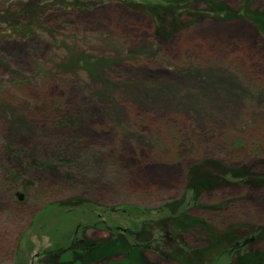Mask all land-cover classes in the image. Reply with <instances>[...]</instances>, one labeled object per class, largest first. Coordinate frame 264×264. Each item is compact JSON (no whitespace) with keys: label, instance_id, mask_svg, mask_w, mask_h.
<instances>
[{"label":"rangeland","instance_id":"374dc122","mask_svg":"<svg viewBox=\"0 0 264 264\" xmlns=\"http://www.w3.org/2000/svg\"><path fill=\"white\" fill-rule=\"evenodd\" d=\"M43 1L46 11L38 8ZM58 1L0 0V140L35 146L31 161L43 158L44 149L55 153L65 147L66 154L90 153L108 162L100 184L92 187L97 179L86 180L75 165L76 181L70 183L54 170L40 169L48 159L27 160L16 177L8 173L14 172L9 159L0 160L11 180V192L0 194V264L43 260L46 248H68L75 231L77 238L105 239L108 232L95 223L129 225L122 214L104 209L124 203L154 208L181 199L185 170L199 159L264 174V38L249 23L192 21L186 15L183 28L162 38L148 17L121 4L78 0L81 5L69 9ZM216 1L237 9L245 0ZM91 3L98 7L89 8ZM24 19L37 25L28 23L30 29H41L28 38H9L8 25ZM43 101L53 107L43 108ZM165 117L175 121L174 128ZM253 140L263 142L255 148ZM169 179L176 182L159 184ZM23 182L30 185L17 201L14 190ZM71 199L87 203L65 208ZM199 201L220 207L187 205L188 215L219 230L264 224V188L218 186ZM184 239L202 247L197 231ZM162 243L156 246L166 251ZM143 256L152 264H176L149 250ZM227 259L220 257V264ZM63 262L59 255L55 264Z\"/></svg>","mask_w":264,"mask_h":264},{"label":"trees","instance_id":"16d2710c","mask_svg":"<svg viewBox=\"0 0 264 264\" xmlns=\"http://www.w3.org/2000/svg\"><path fill=\"white\" fill-rule=\"evenodd\" d=\"M93 1V0H91ZM99 5H106L110 2L121 4L125 9L142 14L148 17L155 28L156 33L166 38L173 33L175 29L183 28L184 16L189 15L194 18L192 21L210 20L218 23H227L233 21H246L264 38V0H245L237 9L230 8L227 4L216 0H98ZM196 3L203 5L204 9H198L194 6ZM53 4L52 6H54ZM57 6L73 9L80 6V2H69L66 0L56 2ZM76 5V6H75ZM75 6V7H74ZM46 1L41 2L38 8L47 10ZM89 8L98 7L97 4H88ZM35 13L36 7H32ZM169 19V28L165 27V21ZM14 23V22H12ZM33 20L24 19L20 25L9 24L7 31L9 38L31 37L37 34L41 29L33 27ZM39 26V25H38ZM106 100V99H104ZM117 101H114L115 104ZM43 108L50 110L53 104L42 102ZM42 110L37 108L36 112ZM44 110V109H43ZM42 110V111H43ZM45 116L50 113L44 111ZM163 118L166 125L175 127V121ZM9 132H6L8 136ZM11 138V136H9ZM256 147L260 146L261 140ZM16 142V141H14ZM191 145V143H190ZM35 146H13L8 138L3 143L0 140V160L9 159L8 163L14 172L8 171L11 177H16V173L24 168V163L32 156ZM59 152L44 149V157L36 160H30L31 164L37 161L48 159L44 164H40L42 170H54L61 180L67 178V182L76 181L72 178V165H75V171L86 180L96 178L97 182L91 186L99 185L104 170L105 158H96L95 154L75 153L66 154V148L58 149ZM256 152V151H255ZM201 160V161H200ZM65 164L60 166L61 164ZM59 166V168H58ZM93 175L86 176L88 170ZM137 175L144 178L142 171H137ZM11 180L0 170V194L4 190L11 192ZM171 182L172 184H167ZM175 179H169L160 182L161 186H172ZM163 183V184H161ZM29 184V183H28ZM27 182L16 193L29 187ZM246 185L252 188H264V174L251 172L244 167H227L223 163L213 159H199L188 164L184 174V195L181 199L171 202H165L161 206L154 208L140 207L136 204L118 205L116 209H104L105 213L122 214L128 220L127 227H121L120 221L114 223L118 225H107L103 222L99 228V223L94 227L98 230L108 232L105 239L92 241L84 238H77L75 231L73 240L68 248H46L42 252L48 256L45 259L38 260L33 264H55L59 255L64 263L74 262V264H91L103 262V264H152L144 256L143 251L149 250L163 261L176 264H220V257L229 258L227 264H264V249L257 245L264 246V224H236L219 230L211 222L205 219L188 215L186 212L190 207L207 208L218 210L219 204L212 206L201 205L203 202L199 198L212 191L218 186ZM30 185V184H29ZM13 191V189H12ZM84 202V203H82ZM89 202V201H88ZM87 203L82 199H71L64 202L66 207H76L77 205ZM187 205H190L187 208ZM64 209V208H63ZM66 210V209H65ZM103 212V213H104ZM113 219V218H112ZM122 222V221H121ZM161 230L168 236L164 240ZM219 230V231H218ZM191 231H197L201 236L202 247L193 248L184 239V235ZM162 243L166 251H161L156 246ZM119 257V261L113 259Z\"/></svg>","mask_w":264,"mask_h":264},{"label":"water","instance_id":"95a60500","mask_svg":"<svg viewBox=\"0 0 264 264\" xmlns=\"http://www.w3.org/2000/svg\"><path fill=\"white\" fill-rule=\"evenodd\" d=\"M22 198H23V195L22 194H18V196H17L18 201H21Z\"/></svg>","mask_w":264,"mask_h":264},{"label":"bare ground","instance_id":"6f19581e","mask_svg":"<svg viewBox=\"0 0 264 264\" xmlns=\"http://www.w3.org/2000/svg\"><path fill=\"white\" fill-rule=\"evenodd\" d=\"M161 184H163V183H161ZM167 184H172L171 182H169V183H167ZM164 185V184H163Z\"/></svg>","mask_w":264,"mask_h":264},{"label":"flooded vegetation","instance_id":"af4514ba","mask_svg":"<svg viewBox=\"0 0 264 264\" xmlns=\"http://www.w3.org/2000/svg\"><path fill=\"white\" fill-rule=\"evenodd\" d=\"M33 264V263H32Z\"/></svg>","mask_w":264,"mask_h":264}]
</instances>
